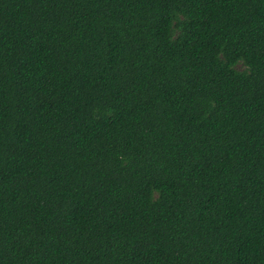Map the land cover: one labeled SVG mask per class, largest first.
<instances>
[{
    "label": "trees",
    "instance_id": "1",
    "mask_svg": "<svg viewBox=\"0 0 264 264\" xmlns=\"http://www.w3.org/2000/svg\"><path fill=\"white\" fill-rule=\"evenodd\" d=\"M0 264H264V0H0Z\"/></svg>",
    "mask_w": 264,
    "mask_h": 264
}]
</instances>
